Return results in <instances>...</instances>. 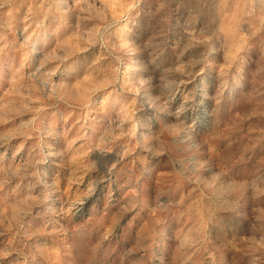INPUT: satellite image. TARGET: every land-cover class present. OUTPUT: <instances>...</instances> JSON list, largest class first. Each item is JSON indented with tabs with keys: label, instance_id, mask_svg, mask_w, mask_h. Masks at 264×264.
<instances>
[{
	"label": "clouds",
	"instance_id": "obj_1",
	"mask_svg": "<svg viewBox=\"0 0 264 264\" xmlns=\"http://www.w3.org/2000/svg\"><path fill=\"white\" fill-rule=\"evenodd\" d=\"M0 264H264V0H0Z\"/></svg>",
	"mask_w": 264,
	"mask_h": 264
}]
</instances>
